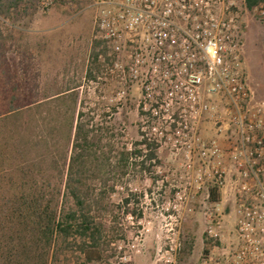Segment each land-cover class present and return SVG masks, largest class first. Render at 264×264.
Here are the masks:
<instances>
[{"label":"rangeland","instance_id":"obj_1","mask_svg":"<svg viewBox=\"0 0 264 264\" xmlns=\"http://www.w3.org/2000/svg\"><path fill=\"white\" fill-rule=\"evenodd\" d=\"M232 1L243 76L254 98L264 102V16L259 15L258 6L248 10L242 0ZM91 2L82 0L76 4L69 0H41L28 15L0 17V29L4 35L12 37L6 54L10 64L18 67L19 62L26 63L29 72L25 77L34 79L38 89L46 83L62 88L66 85L78 86L69 93L77 96L76 110L88 113L93 118L92 125L109 129L113 135L112 155L132 150L133 143L141 139L140 129L145 137L158 143L157 161H147L145 168L141 169L139 164L133 165L138 160L131 156L126 172L113 174L114 189L106 199L113 211L104 212L103 221L110 227L116 220L119 235L116 234L114 240L115 256L103 264H118V261L157 264V253L164 250L166 237H174L171 233L177 231L180 243L184 240L191 242L192 246L187 253H182L181 258L177 251L175 264H199L206 227L216 213L221 231L220 241L214 245L224 250L235 247L234 181L227 159L226 167L230 170L227 186L220 191L217 203L204 198V189L195 193L192 179L196 164L190 168L186 166L187 160L193 156L187 145L192 141L190 136L194 129L201 139L207 141L214 138L221 147L226 146L225 132L218 133L216 130L221 124L225 129L229 123L225 117L223 97L211 89V81L204 80L198 86L183 82L178 88H171L173 92L169 90L163 101L157 102L155 111L160 117L153 120L154 127L151 129L147 120L140 118L138 113L143 100V85H120L105 74L103 66L93 69L92 77L86 74L93 41ZM151 89L149 85L147 91ZM38 95L41 96V93ZM146 104L148 106V102ZM203 104L208 108L199 112ZM56 110L52 108L51 113L56 114ZM209 113L214 116H209ZM44 115V111L36 114L40 124ZM173 115L180 120L177 130L170 125ZM42 130L46 133L44 126H40L39 131ZM54 139L63 142V136L56 135ZM102 145L105 149V140ZM185 177L189 178L190 185L186 184ZM188 191L189 198L182 201L179 197ZM129 193L135 194L138 201L132 200L131 205L142 213L137 220L125 215L123 208L119 207L123 197ZM212 246L213 243H210L209 249ZM219 248L212 250L218 253ZM67 256L59 264H78L74 254L68 252ZM120 256L124 258L120 259Z\"/></svg>","mask_w":264,"mask_h":264},{"label":"trees","instance_id":"obj_2","mask_svg":"<svg viewBox=\"0 0 264 264\" xmlns=\"http://www.w3.org/2000/svg\"><path fill=\"white\" fill-rule=\"evenodd\" d=\"M40 1L0 0V17L28 15ZM262 1L244 0L248 10ZM11 38L0 29V264H59L68 252L78 264L106 262L116 254L114 240L119 235L116 220L110 227L103 221V213L113 211L106 201L114 189L113 174H124L131 156L141 169L147 161H157L158 143L140 129L141 139L132 150L112 155L109 129L92 125L88 113L76 110L77 96L69 93L78 86L46 83L38 89L34 79L25 77L26 63L10 64L6 54ZM99 46V41H92L88 77L102 67L98 56L104 52ZM139 108L140 118L152 129L157 117L143 111L142 105ZM43 111L40 124L36 114ZM40 126L46 133L39 131ZM171 126L175 128L176 118ZM56 135L63 136V142L55 141ZM209 192V200L218 201L217 189ZM132 200L138 202L129 193L119 207L137 220L142 213ZM210 243L204 241L203 254ZM191 246L183 240L179 258Z\"/></svg>","mask_w":264,"mask_h":264},{"label":"built area","instance_id":"obj_3","mask_svg":"<svg viewBox=\"0 0 264 264\" xmlns=\"http://www.w3.org/2000/svg\"><path fill=\"white\" fill-rule=\"evenodd\" d=\"M263 2L257 5L261 17ZM233 4L232 0H92L90 4L93 40L99 41L104 52L98 60L116 83L144 86L143 111L160 117L155 111L157 102L183 82L198 86L204 80L211 81V89L225 101L229 123L216 130L225 132L226 146L221 147L214 138L201 139L194 129L187 145L193 156L186 166L196 164L192 179L195 193L204 189L208 200L211 188L220 193L227 186V159L234 181L237 244L229 250L214 245L220 241L221 231L216 213L205 236L219 252L209 249L199 264H264V102L254 98L243 76ZM149 85L151 91H147ZM207 108L203 104L199 112ZM172 117L177 130L180 120L177 115ZM185 179L190 185L189 178ZM179 198L187 201L189 191ZM175 233L166 237L164 250L157 253V264H175L181 246L178 231Z\"/></svg>","mask_w":264,"mask_h":264}]
</instances>
